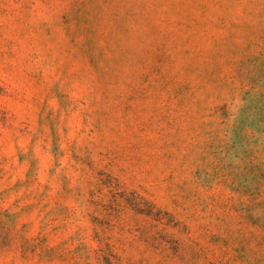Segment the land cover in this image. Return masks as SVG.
<instances>
[{"label": "rangeland", "instance_id": "374dc122", "mask_svg": "<svg viewBox=\"0 0 264 264\" xmlns=\"http://www.w3.org/2000/svg\"><path fill=\"white\" fill-rule=\"evenodd\" d=\"M0 264H264V0H0Z\"/></svg>", "mask_w": 264, "mask_h": 264}]
</instances>
